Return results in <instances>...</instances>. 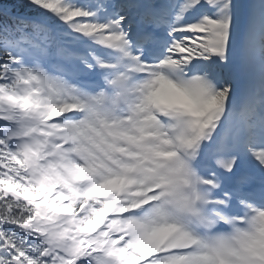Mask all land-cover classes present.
I'll list each match as a JSON object with an SVG mask.
<instances>
[{"label": "snow or ice", "instance_id": "6c2138e0", "mask_svg": "<svg viewBox=\"0 0 264 264\" xmlns=\"http://www.w3.org/2000/svg\"><path fill=\"white\" fill-rule=\"evenodd\" d=\"M0 264H264V0H0Z\"/></svg>", "mask_w": 264, "mask_h": 264}]
</instances>
